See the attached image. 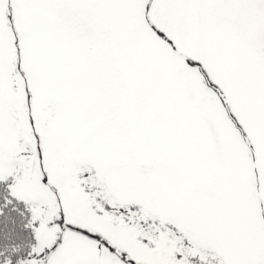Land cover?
Returning <instances> with one entry per match:
<instances>
[{"label": "snow or ice", "instance_id": "6c2138e0", "mask_svg": "<svg viewBox=\"0 0 264 264\" xmlns=\"http://www.w3.org/2000/svg\"><path fill=\"white\" fill-rule=\"evenodd\" d=\"M0 264H264V0H0Z\"/></svg>", "mask_w": 264, "mask_h": 264}]
</instances>
